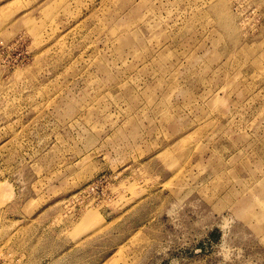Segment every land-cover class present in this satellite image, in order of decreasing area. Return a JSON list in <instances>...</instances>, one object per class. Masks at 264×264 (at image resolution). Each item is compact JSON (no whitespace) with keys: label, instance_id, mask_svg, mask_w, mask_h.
I'll list each match as a JSON object with an SVG mask.
<instances>
[{"label":"rangeland","instance_id":"1","mask_svg":"<svg viewBox=\"0 0 264 264\" xmlns=\"http://www.w3.org/2000/svg\"><path fill=\"white\" fill-rule=\"evenodd\" d=\"M0 258L264 264V0H0Z\"/></svg>","mask_w":264,"mask_h":264},{"label":"built area","instance_id":"2","mask_svg":"<svg viewBox=\"0 0 264 264\" xmlns=\"http://www.w3.org/2000/svg\"><path fill=\"white\" fill-rule=\"evenodd\" d=\"M0 264H11V261H5L4 259L0 258Z\"/></svg>","mask_w":264,"mask_h":264}]
</instances>
